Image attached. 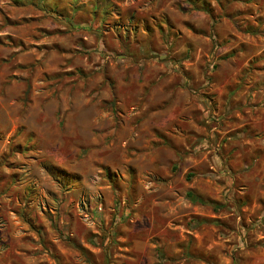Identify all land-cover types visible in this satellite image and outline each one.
Returning <instances> with one entry per match:
<instances>
[{"label":"rangeland","instance_id":"obj_1","mask_svg":"<svg viewBox=\"0 0 264 264\" xmlns=\"http://www.w3.org/2000/svg\"><path fill=\"white\" fill-rule=\"evenodd\" d=\"M104 1L0 0V264H264V0Z\"/></svg>","mask_w":264,"mask_h":264},{"label":"crops","instance_id":"obj_2","mask_svg":"<svg viewBox=\"0 0 264 264\" xmlns=\"http://www.w3.org/2000/svg\"><path fill=\"white\" fill-rule=\"evenodd\" d=\"M102 0H98V2H97V4H99L100 6H99V8H104L105 6V1L103 0L102 2H101ZM132 11L133 10H136L137 9V11L138 10H140V9H142V8H130ZM141 11V10H140ZM143 25H144V27H147V24L145 23V22H143ZM144 27H143V29H144ZM145 30V29H144ZM145 31H147V30H145ZM147 47V44H145V43H140V48H139V50H140V53L137 55V59L139 58V60H141V61H145L146 60V57H147V55L149 54V53H151V51L149 52V50H148V48H146ZM146 70V69H145ZM144 70V72L142 73V75L141 76H138V74H136L135 75V77H136V87H137V92H141V90H144L145 88H146V90L147 89H150V87H154L155 85H153L152 83H153V81L151 80L150 81V83L148 82V78H147V71H145ZM140 74V73H139ZM133 80V79H132ZM150 84H152V85H150ZM221 93H223V91H221ZM194 97V96H193ZM194 99V98H193ZM195 100V99H194ZM193 102H195V101H193ZM196 108H200V104H198V106L196 107ZM145 110L147 109V105L145 106V108H144ZM171 110H168V111H166V112H164V114L166 115V114H170L171 112H170ZM182 111H184V108H182ZM160 113H163V112H160ZM175 118H178V115L175 117Z\"/></svg>","mask_w":264,"mask_h":264},{"label":"trees","instance_id":"obj_3","mask_svg":"<svg viewBox=\"0 0 264 264\" xmlns=\"http://www.w3.org/2000/svg\"><path fill=\"white\" fill-rule=\"evenodd\" d=\"M98 1V0H96ZM202 5H205V2H202ZM207 8H205V10L207 12H211V8L209 6H206ZM187 197L189 200L193 201V202H197V203H201V204H207L208 202H206L201 196L199 195H195L192 192H187ZM197 219L194 218V225L198 226L203 224L204 222H206L207 220L205 218L200 219L199 221H196Z\"/></svg>","mask_w":264,"mask_h":264}]
</instances>
